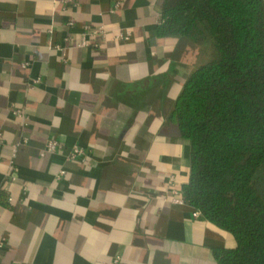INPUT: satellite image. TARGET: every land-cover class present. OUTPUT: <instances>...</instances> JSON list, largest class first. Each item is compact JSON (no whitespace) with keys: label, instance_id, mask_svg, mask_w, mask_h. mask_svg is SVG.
<instances>
[{"label":"crops","instance_id":"crops-1","mask_svg":"<svg viewBox=\"0 0 264 264\" xmlns=\"http://www.w3.org/2000/svg\"><path fill=\"white\" fill-rule=\"evenodd\" d=\"M161 3L0 0V264H217L235 247L182 202L189 146L165 118L200 48L157 35ZM85 27L103 36L79 47Z\"/></svg>","mask_w":264,"mask_h":264},{"label":"trees","instance_id":"trees-1","mask_svg":"<svg viewBox=\"0 0 264 264\" xmlns=\"http://www.w3.org/2000/svg\"><path fill=\"white\" fill-rule=\"evenodd\" d=\"M160 18L200 48L165 118L189 146L182 202L233 237L217 264H264V0H162Z\"/></svg>","mask_w":264,"mask_h":264},{"label":"built area","instance_id":"built-area-1","mask_svg":"<svg viewBox=\"0 0 264 264\" xmlns=\"http://www.w3.org/2000/svg\"><path fill=\"white\" fill-rule=\"evenodd\" d=\"M64 2H70L71 0H63ZM68 25L70 26L71 23H68ZM94 35H102L103 36V31L101 29L92 31L90 30L88 27L84 28V31L81 35L80 41L78 43L79 47H85L89 45V40L88 38ZM118 38L122 39V40H127V37H123L122 35H119ZM14 115L20 116V112L19 111H13ZM3 145V135L2 132L0 131V149L2 148ZM57 145L58 143L54 140V139H49L46 144L44 149L41 151L40 155L43 156L44 154H51L54 153L57 150ZM18 144H16L15 146H13L12 148V159L15 157V154L17 152L18 149ZM83 154V151L80 148L77 147H73L69 153V158L73 159L75 157H78L80 155ZM11 167H12V171L9 175L10 179H14L16 176V168L14 167L12 161H11ZM64 174L63 171H60L59 176H62ZM175 202H181L180 200H175ZM193 218H201V215L198 211L194 210L192 213Z\"/></svg>","mask_w":264,"mask_h":264}]
</instances>
